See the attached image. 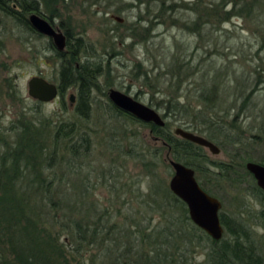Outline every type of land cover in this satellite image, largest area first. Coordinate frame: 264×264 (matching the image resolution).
Wrapping results in <instances>:
<instances>
[{
    "label": "trees",
    "instance_id": "obj_1",
    "mask_svg": "<svg viewBox=\"0 0 264 264\" xmlns=\"http://www.w3.org/2000/svg\"><path fill=\"white\" fill-rule=\"evenodd\" d=\"M40 1L46 5L45 0H0V16L22 34L43 36L33 30L27 21L29 13L41 14ZM134 1L143 4L145 9L149 4L153 5L156 12L151 17L154 19L166 11H173L176 6L174 0ZM262 3L264 0H211L204 7L203 0H192L187 8L196 16L187 29L199 34L202 24L213 29L231 16L253 19L258 14L254 9H260ZM45 18L51 22L50 14ZM147 22L149 25L152 23L151 20ZM147 27L144 30H148ZM63 33L66 36L63 51H57L50 39L47 40V48L57 57L56 85L62 109H65V91L73 89L74 102L71 107L74 119L70 122L61 120L51 123L49 118L36 115L38 112L35 108L41 102L31 98L34 106L19 112L14 124L2 126L0 115V259L3 264H264V243H258L255 231L248 222L250 218L254 221L252 224L260 225L264 230V208L255 211L251 217H248L249 209L237 208L233 214L219 210L218 218L223 234L220 239L214 240L191 222L184 203L155 174L158 161L170 167L167 156L192 168L196 180L197 174H207L216 181L222 178L229 181L233 177L232 173L245 170V163L242 164L241 160L224 163L209 161L201 146L171 132L169 122L163 119V126L142 122L115 107L108 99L105 112L109 116H123L148 126L154 139L161 143L162 149H147V158L143 152L140 154L135 150L134 145L124 152L139 157L143 176L147 179L145 192H139L138 195L136 191L135 194L130 191L134 204L130 199L114 204L120 194L126 196L125 189L128 186L124 182L119 183V189H113V205L110 203L101 208L99 204L102 202L96 204L95 199L89 200L87 196L91 194V185H87V175L75 172L72 161L87 158L91 143L89 135L74 128V125L76 118L82 121L88 119L90 93L101 71L98 63L90 62V54L83 49L71 48L67 30ZM77 40L80 41L79 38ZM177 61V55L171 53L167 73L171 79L179 80L178 69L183 63ZM232 64L228 61L224 66L227 76L235 74ZM0 66L6 68L4 63ZM147 72H143L144 77ZM251 73L253 83L241 103L252 94L256 85H264V64H257ZM15 85L14 77L5 76L0 79L4 101L6 98H18ZM168 86L169 94L160 92L166 97L165 101L160 100L155 105L163 110L162 118L171 114L190 116L187 105L178 103L176 91L182 89L180 84ZM217 87L214 83L210 88H196L195 98L201 105H205L203 111L206 108L215 114V109L223 102L216 91ZM240 108L244 109L242 106ZM24 111L32 113L27 116ZM221 112L224 113V110ZM201 113L204 114L197 112V116ZM191 115L193 119L197 118L195 112ZM210 119V116L203 115L200 124L193 123L195 120L188 121L189 126L185 128L196 126L194 128L212 142L218 143L217 138L213 137L216 132L222 134L225 143L242 144L244 132L239 130L243 135L232 138V135L221 130L217 122ZM233 120L230 119L228 127H237ZM111 137L113 135L109 136V144L122 153L119 138L113 140ZM249 138L255 142L264 139L256 134H251ZM159 150L163 151L164 157H160ZM65 156L68 160L63 162ZM62 162L63 165L65 163V172L62 171L61 176L58 172L62 169ZM214 169H219L222 175ZM70 174L81 176L77 179ZM103 174L104 170H99L97 176L101 179ZM250 177L253 182L250 193L263 200L264 192ZM64 179L71 190L58 187ZM107 180L114 183L110 175ZM197 182L202 188L199 180ZM199 256L201 259H198Z\"/></svg>",
    "mask_w": 264,
    "mask_h": 264
},
{
    "label": "rangeland",
    "instance_id": "obj_2",
    "mask_svg": "<svg viewBox=\"0 0 264 264\" xmlns=\"http://www.w3.org/2000/svg\"><path fill=\"white\" fill-rule=\"evenodd\" d=\"M210 1L203 0L204 7ZM45 2L46 5L38 2L41 9L39 15L45 18L50 14V20L55 28L60 32L67 30L71 48L83 49L90 54V62L95 61L100 65L101 73L96 77L90 93L88 119L82 121L76 118L74 125V128L77 127L89 135L91 143L87 158L81 157L72 161L74 162L72 169L75 172L87 175V185L92 187L90 196H87L89 200L95 199L96 204L102 202L103 204H99L101 208L109 206L115 202L113 189H119V183L124 182L128 186L124 188L127 190L126 196L120 194L114 204L125 199H130L134 204L130 191H133V194L136 191L138 195L139 192H145L147 179L143 176L139 157L126 155L124 152L134 145V149L140 154L143 152L147 158V149L151 147L162 149L161 143L154 139L148 126L127 120L123 116L111 117L105 112L108 108L105 104L108 101L106 94L110 88L153 108L162 117L163 110L155 106L158 101L166 99L160 92L169 94L168 85L180 84L182 89L176 91L178 103L187 105L190 116L171 114L162 118L169 122L171 132L175 126L185 128L192 120H195L193 123L200 124L201 116H210V120L217 122L221 130L232 135V138L239 134L243 135L239 130L244 132L245 138H241L242 144L232 145L224 142L222 134L214 132L215 136L213 134L212 136L217 138L218 143H213L218 146V153L212 154L201 147L209 161L224 163L241 160L242 164L247 161L264 164V146L261 142L263 139L255 142L249 138L251 134L264 137L262 119L264 85H256L252 94L241 103L253 83L251 73L253 67L259 63L264 64L262 23L264 3L260 9H254L258 14L253 19L246 16H231L213 29L207 24H202L198 34L187 29L196 16L187 8L192 0H174L176 6L173 11H166L157 19L151 17L156 12L153 5L149 4L145 9L143 4H137L134 0H45ZM115 18H119L120 21ZM148 20L152 21L150 25ZM146 27L149 29L144 30ZM77 38L80 39L79 42ZM0 40L2 43L0 65L4 63L6 66V68L0 66V79L5 76L14 77L18 91V98H6L5 101L0 91L1 125L7 126L14 124L19 112L34 106L33 100L26 93L27 78L31 75H40L56 84L58 62L57 57L47 48V37L22 34L1 16ZM171 53L177 55V62L183 63L178 69L179 80L171 79L167 73ZM226 61L233 63L234 75L227 76L224 73ZM145 70L148 72L144 77ZM214 83L218 85L216 91L221 101L223 100L215 109V114L206 108L203 111L205 105H201L195 98L196 88H210ZM70 93H73L72 88H68L63 95L65 109H62L61 100L57 96L52 101L36 107L38 112L36 115L49 118L51 123L61 120L70 122L74 119L71 107L74 101L70 103L68 100ZM218 110L220 111L217 112ZM221 110H224V113ZM32 111L24 112L28 116ZM199 111L204 114L197 116ZM194 112L196 119L191 115ZM230 119H234V126L237 127H228ZM194 127L196 126L191 127L193 131L190 127L185 129L205 136ZM112 135L113 140L119 138V149L122 153L109 144V136ZM159 151L160 157H164L163 151ZM66 160L68 158L65 156L63 162ZM63 162L62 169L60 168L58 172L61 176L62 171L65 172ZM156 167V177L167 184L171 168L160 161ZM99 170H104L101 179L97 176ZM214 171L222 175L219 169ZM232 174L233 177L231 176L229 181H224V178L216 181L207 174L203 176L197 174L196 177L202 188L221 202V211L233 214L237 208L249 209L248 217H251L255 211L264 208V199L250 193L253 182L245 170ZM70 175L77 179L81 176ZM108 175L112 177L114 183L107 180ZM65 181L62 180L58 187L71 190ZM248 217L245 216L246 219ZM248 222L255 231L258 243H264L263 228L252 224L254 221L252 222L250 218ZM0 264H3L1 259Z\"/></svg>",
    "mask_w": 264,
    "mask_h": 264
},
{
    "label": "water",
    "instance_id": "obj_3",
    "mask_svg": "<svg viewBox=\"0 0 264 264\" xmlns=\"http://www.w3.org/2000/svg\"><path fill=\"white\" fill-rule=\"evenodd\" d=\"M115 19L120 21L119 18ZM27 21L33 30L50 39L57 51L64 50V34L55 28L48 19L31 12L27 15ZM26 93L33 100L47 103L57 98L58 89L55 83L46 80L44 77L31 75L26 80ZM106 95L115 107L131 114L140 121L163 126L164 120L156 110L133 97L112 88L108 89ZM73 99V94L70 93L68 95L69 102L72 103ZM172 132L180 138L206 148L212 154L219 151L218 146L212 141L192 131L175 126ZM262 144L264 146V141ZM167 163L171 168V176L167 181V187L174 196L184 203L191 222L212 239H220L223 234V228L218 218L221 202L200 187L192 168L169 157ZM244 168L252 176L257 187L264 192V165L247 161Z\"/></svg>",
    "mask_w": 264,
    "mask_h": 264
},
{
    "label": "flooded vegetation",
    "instance_id": "obj_4",
    "mask_svg": "<svg viewBox=\"0 0 264 264\" xmlns=\"http://www.w3.org/2000/svg\"><path fill=\"white\" fill-rule=\"evenodd\" d=\"M51 23V22H50ZM52 24V23H51ZM63 33V32H62ZM64 34V33H63ZM64 36H65V34H64ZM65 46H66V36H65ZM73 94V93H72ZM73 101H74V99H73ZM264 141V139L261 141V142H263ZM258 163V162H257ZM261 164V163H260ZM262 165H264V164H262Z\"/></svg>",
    "mask_w": 264,
    "mask_h": 264
}]
</instances>
